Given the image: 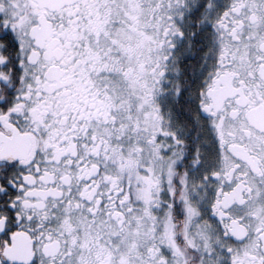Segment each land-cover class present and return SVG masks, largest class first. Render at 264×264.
<instances>
[{
  "label": "snow or ice",
  "instance_id": "1",
  "mask_svg": "<svg viewBox=\"0 0 264 264\" xmlns=\"http://www.w3.org/2000/svg\"><path fill=\"white\" fill-rule=\"evenodd\" d=\"M0 264H264V0H0Z\"/></svg>",
  "mask_w": 264,
  "mask_h": 264
}]
</instances>
